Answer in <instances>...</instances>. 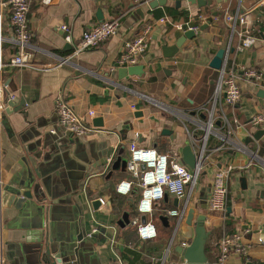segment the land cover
<instances>
[{
	"label": "crops",
	"instance_id": "1",
	"mask_svg": "<svg viewBox=\"0 0 264 264\" xmlns=\"http://www.w3.org/2000/svg\"><path fill=\"white\" fill-rule=\"evenodd\" d=\"M201 1L198 5L192 0H52L50 4L32 0L29 15L33 32L29 59L32 68L18 65L20 57L9 41L13 35L9 26L10 9L5 8L3 96L6 99L13 96L15 104L24 99L28 116L2 104L0 179L4 190L8 187L9 190L0 199V264H40V250L46 245L49 233L64 234L70 223L75 227L78 223L80 231L88 233L89 262L83 259L87 264H186L179 254L180 246L190 244L186 226L182 223L177 228L178 219L169 215L171 210L182 208L184 200L176 204V198L167 194L164 200L156 202L151 214H139L142 188L127 170L129 144L137 140L143 147H153L182 161L181 152L186 144L204 136L195 122L201 119L213 97L219 71L212 69L210 63L220 49L231 44L233 52L228 67L240 75L243 70L264 73V0ZM209 1L211 4H207ZM99 11L104 20L98 19ZM226 12L234 16L251 15L249 39L232 35L224 21ZM199 15L205 16L203 22L197 18ZM165 16L175 21L194 17L195 22L190 26L206 28L201 35L187 40L174 57L165 58L162 47L175 45L190 31L161 25L159 20ZM105 21L119 23L115 37L68 62H61L72 56L85 30ZM63 24L71 28L74 46L64 41L60 29ZM148 24L154 27L149 49L136 65L144 67V74L124 78L122 69L127 67L119 63L124 44ZM242 29L238 24L237 31ZM239 82L241 101L226 107L232 125L230 142L225 141L221 152L208 157L204 171L207 177L198 190L199 199L204 190L208 196L214 172L232 167L228 210L225 214L205 212L198 198L191 206L198 209L197 214H207L209 262L215 260L216 244L223 237L237 235L246 252L233 253L229 264H264V244L259 242L264 239V133L256 136L258 131H264V126L252 125V120L264 113V81L255 86L241 76ZM59 95L65 97L77 114L89 120L92 132L74 137L60 126L55 110ZM131 105H136L138 111H132ZM8 109L10 113L5 114ZM90 111H95L97 117L90 119ZM139 112L143 116L135 117ZM98 118L103 120L102 127L93 125ZM218 139L211 135L208 153L223 145ZM232 144L246 147L249 152L237 150ZM109 154L115 158L110 160ZM65 157L75 165L88 166L78 193L71 184H56L65 174L62 168ZM116 162L120 167L111 169ZM24 169L32 172L37 169L47 186L42 192L36 179L33 188L26 187L34 197L46 193L51 199L45 203L42 217L37 208L43 203H38L36 208L27 205L22 210L15 206L17 198L10 189L18 188L15 180H26ZM33 176L36 178L34 172ZM123 181L132 183L128 195L117 193V186ZM95 200L103 201L97 210L92 205ZM145 220L156 226L157 238L140 239L138 227ZM94 232L97 238H91ZM71 233L75 237L79 234L77 228Z\"/></svg>",
	"mask_w": 264,
	"mask_h": 264
},
{
	"label": "built area",
	"instance_id": "2",
	"mask_svg": "<svg viewBox=\"0 0 264 264\" xmlns=\"http://www.w3.org/2000/svg\"><path fill=\"white\" fill-rule=\"evenodd\" d=\"M32 0H0V113L2 109L4 91L2 84V43L5 38L2 36V30L5 21V8L10 9L9 26L13 32L12 38L9 39L16 49L17 55L20 57L19 66L21 68H32L29 62L30 50L33 42V32L29 27V15L31 12ZM46 4H50L52 0H44ZM200 21L205 20V16L197 17ZM194 17L188 20L175 21L170 17H163L159 23L168 26L176 31H185L189 29L197 32L199 25L190 26L195 21ZM224 21L231 30L232 35L238 34L241 40L251 37V15L236 14L235 16L226 12ZM243 26L238 32L237 25ZM119 23L116 21H105L85 30L76 46L75 37L69 25L60 26L64 34V41L74 46L72 56L70 58L61 59L62 63L68 62L72 57L80 55L82 52L98 48L111 38L115 37L119 31ZM154 30L152 24L145 25L136 37L128 40L124 44V51L120 57L119 63L123 67H131L139 64L140 59L149 49L150 36ZM243 45L245 43L243 41ZM231 53V44L226 49L224 65L219 70V76L213 97L205 106L203 114L206 119H199L195 125L204 131L202 138H193L192 148L197 154L198 163L193 171L179 161L178 157L171 154L160 153L153 147H143L137 140L129 144L130 158L127 164V170L134 180L139 182L142 188V198L138 204L139 214L146 216L153 212L156 202L164 200L168 194L176 199L184 200V205L180 209H173L169 212L171 217L178 219V223L183 221L193 200L198 198L199 186L203 182L202 175L205 171V164L208 157L213 153H219L224 149V142H230L232 135V125L228 118L226 107L235 106L241 101L242 92L240 87V78L243 76L248 82L255 86H259L264 81V73L256 70H243V74L228 67V58ZM131 110L136 112V105H131ZM55 110L59 117L60 126L71 133L74 137H84L92 132L89 120L82 115L77 114L68 104L63 95H59L55 102ZM90 119L96 118L95 111L88 113ZM221 125L216 127V123ZM254 128L264 126V113L257 115L252 120ZM211 135H215L223 145H218L208 153L207 144ZM234 148L243 152H249L246 147L235 146ZM233 173L232 167L221 168L214 172L210 182V190L206 199V212L225 214L228 210L229 198V181ZM3 185L0 179V188ZM132 183L123 181L117 186V193L120 195H128L131 191ZM103 202V201H101ZM138 235L141 240L149 241L157 238L156 226L147 220L143 221L138 227ZM259 242L264 244V239ZM187 246V244H185ZM217 254L215 260L208 264H229V259L233 253L244 254L245 249L239 244V236H225L217 244ZM1 250V249H0Z\"/></svg>",
	"mask_w": 264,
	"mask_h": 264
},
{
	"label": "water",
	"instance_id": "3",
	"mask_svg": "<svg viewBox=\"0 0 264 264\" xmlns=\"http://www.w3.org/2000/svg\"><path fill=\"white\" fill-rule=\"evenodd\" d=\"M193 3H197L198 5H201L202 1L201 0H192ZM211 4V2H207V4ZM150 6L153 8V4L150 3ZM98 19L99 20H104L103 14L101 11L98 12ZM206 28V26H202L197 32L194 31H187L184 33V35L177 40L175 45L173 46H163L162 51L163 55L165 58H171L174 57L179 50L182 48V46L185 44L187 40H191L195 38L196 35H201L203 30ZM233 52V50H231ZM225 55H226V49H220L215 57L212 59L210 63V67L214 70H221V68L224 65L225 61ZM125 72V76H142L144 74V67L139 65V66H131L127 68L122 69ZM13 99V96H12ZM11 99V96L9 95L6 98L3 99V101L8 100L7 103L3 102L4 107L7 108L9 107L17 109L19 112H21L25 117H27V112L24 111L26 108V102L24 99L20 101V103L15 104L13 103ZM11 110H5V114L10 113ZM3 113V115L5 116ZM143 113L139 112L138 114H135V117L139 118L142 117ZM201 119L205 120L206 115L202 114ZM102 119L98 118L93 121L94 127H102ZM217 126H220L221 123L217 122ZM56 130L53 132L55 133ZM165 134H169V131L165 130ZM264 131L260 130L257 132V135L263 134ZM40 134L37 135L39 137ZM36 137V136H35ZM34 138L32 137V140ZM39 144V142H38ZM34 145V144H33ZM48 146V145H46ZM70 154H72L70 152ZM64 157V155H63ZM108 158L113 160L115 157H112L111 154H109ZM181 158L182 161L181 163L186 165L191 171L195 169L198 163V157L194 149L192 148L191 144L188 142L186 146L182 149L181 152ZM104 161V160H102ZM63 166L62 168L65 169V174L61 176V179L56 181V184L58 185H67L71 184L73 191L75 193H78L80 189L81 182L85 180V171L88 169V166H78L73 163H71V160L65 157L63 159ZM120 167L119 162L113 163L112 168L115 170L116 168ZM79 171L84 172L83 174L80 173ZM33 172L36 175V178L33 176ZM31 171L30 169H24L23 175L26 177V180L24 182L20 181H14L15 184H18V188L15 189H10V192H12L15 197L17 198V201L15 203V206H17L18 209H23V207H27V205H30L34 208H36V205L38 203H43V205L38 206L37 210H41V217L43 216V212L45 214L46 211V206L45 203L48 201H51L48 195L44 196H36L34 197L31 194L30 190H26L29 188L34 187V183L37 180H39V185L40 188L43 191H46L47 186L45 185V182L42 181L41 175L37 169H34V171ZM60 173V172H59ZM207 177V172L203 173L202 179ZM26 183V184H25ZM8 188H3V185L0 188V199L2 197V193L4 191H8ZM32 190V189H31ZM206 190H204L201 193V198L199 199V204L200 208L204 209L206 212V199H207V194L205 193ZM49 193V189H48ZM176 204H179V199L175 200ZM102 203L101 200H95L92 205L94 206V209ZM78 203V207L80 209V212L82 213L83 208ZM197 208L196 207H190L181 223H178L177 228L181 226V224H185L186 226V231H187V240L190 241V244L188 246H180L179 247V254L183 257L185 260L186 264H208L209 258L206 253V248H207V243L208 239L210 236V232L207 230L206 227V222H207V214L206 213H201L197 214ZM49 212V211H48ZM24 214V213H22ZM71 217V216H70ZM70 217L68 219H70ZM67 219V220H68ZM77 228L78 230V236L75 237L72 233L71 230H74ZM80 226L77 223V227H75L74 224L70 223V229L68 228L67 230H63L64 234L61 235H54L49 233L47 240H46V245L43 246L40 250V264H87L89 262V254L90 250L87 247L89 244L88 242V233L85 230L80 231ZM101 231V230H99ZM91 234V238H97V234L95 235ZM104 232H102L103 234ZM75 238V240H74ZM76 241L77 244L74 242ZM87 249V250H86ZM82 250V251H81ZM83 259L88 262H85Z\"/></svg>",
	"mask_w": 264,
	"mask_h": 264
},
{
	"label": "rangeland",
	"instance_id": "4",
	"mask_svg": "<svg viewBox=\"0 0 264 264\" xmlns=\"http://www.w3.org/2000/svg\"><path fill=\"white\" fill-rule=\"evenodd\" d=\"M3 48H4V44H3ZM2 58H3V55H2ZM3 61H2V59H1V63H2ZM2 77H3V75H2Z\"/></svg>",
	"mask_w": 264,
	"mask_h": 264
},
{
	"label": "trees",
	"instance_id": "5",
	"mask_svg": "<svg viewBox=\"0 0 264 264\" xmlns=\"http://www.w3.org/2000/svg\"><path fill=\"white\" fill-rule=\"evenodd\" d=\"M2 47H3V45H2ZM211 141V138L209 139V142ZM206 251H207V248H206Z\"/></svg>",
	"mask_w": 264,
	"mask_h": 264
}]
</instances>
